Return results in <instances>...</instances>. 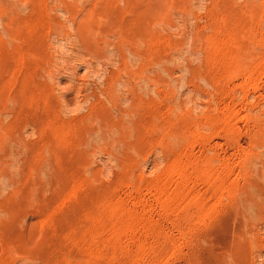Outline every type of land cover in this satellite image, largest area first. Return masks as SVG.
<instances>
[{
	"label": "rangeland",
	"instance_id": "obj_1",
	"mask_svg": "<svg viewBox=\"0 0 264 264\" xmlns=\"http://www.w3.org/2000/svg\"><path fill=\"white\" fill-rule=\"evenodd\" d=\"M0 264H264V0H0Z\"/></svg>",
	"mask_w": 264,
	"mask_h": 264
}]
</instances>
